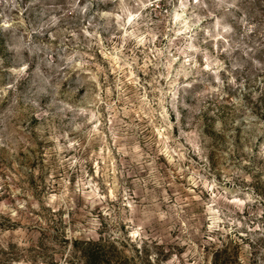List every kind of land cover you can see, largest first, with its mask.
Returning <instances> with one entry per match:
<instances>
[{"label":"rangeland","instance_id":"obj_1","mask_svg":"<svg viewBox=\"0 0 264 264\" xmlns=\"http://www.w3.org/2000/svg\"><path fill=\"white\" fill-rule=\"evenodd\" d=\"M0 264H264V0H0Z\"/></svg>","mask_w":264,"mask_h":264}]
</instances>
